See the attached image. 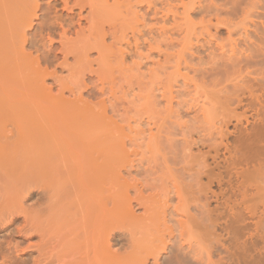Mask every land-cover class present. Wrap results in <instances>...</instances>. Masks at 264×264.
<instances>
[{
  "label": "rangeland",
  "instance_id": "1",
  "mask_svg": "<svg viewBox=\"0 0 264 264\" xmlns=\"http://www.w3.org/2000/svg\"><path fill=\"white\" fill-rule=\"evenodd\" d=\"M7 1L9 16L15 11L19 16L11 17L23 14L32 21L24 28L25 44L23 37L19 43L30 58L36 57L32 45H41L54 10L67 19L71 31L66 48L73 52L63 66L41 65L52 73L43 87L52 96L62 88L66 99L79 91L85 105L94 110L101 106L104 122L114 130L111 138L120 151L116 148L112 160L115 185L110 192L115 204H123L126 219L138 223L117 230L105 245L111 249H106L119 256L132 239L144 251L157 236L198 264H264V88L258 84L264 76V0H77L85 6L71 13L61 0ZM12 22V29H21ZM61 31L58 26L52 37L58 40ZM79 52L89 57L77 64L74 56ZM58 57L61 62L62 55ZM247 63L258 65L249 68ZM89 75L103 81V91L90 97L85 90L92 86ZM66 122L74 131L71 136L83 143L95 136L104 142L110 136L88 122ZM79 156L70 175L76 186L82 178L81 197L75 200L44 191V179L38 178L31 161L16 159L14 170L5 169L7 162L0 156V264H40L43 237L23 228L25 218L70 234L74 217L55 212L46 223L42 210L47 204H98L85 198V186L99 161L81 150ZM150 204L149 216L160 222V232L145 226L144 207ZM9 212H14L11 220L6 218ZM168 236L175 239L167 242ZM161 253L152 264L162 263L169 252ZM152 259L148 256L145 264Z\"/></svg>",
  "mask_w": 264,
  "mask_h": 264
},
{
  "label": "bare ground",
  "instance_id": "2",
  "mask_svg": "<svg viewBox=\"0 0 264 264\" xmlns=\"http://www.w3.org/2000/svg\"><path fill=\"white\" fill-rule=\"evenodd\" d=\"M61 1L64 9L69 11L68 13H71L77 7L82 9L85 6L84 3L77 0ZM113 1L117 2V0ZM7 2V0H0V140L4 139L5 141H9L11 137L14 138L15 136L17 138L15 141L9 142V145L0 144L1 159L7 162L3 165L4 168L9 169L10 167L14 170L15 167H17L16 159L29 160L31 161V164L36 167L35 171L38 178L44 179V191L46 190L50 196L51 193H54V195L56 194L61 198L69 199L72 197L73 199H79L81 197L80 194L82 193V188L80 187L82 178L79 179L78 186L74 185V182L70 179V175L73 171V162L77 165L79 162L80 156L78 157V151L81 150L84 151V153L87 152L92 161H99L98 164L94 165V169H96L95 172L97 173H92L93 175L91 174L92 176L85 186V198L88 197L91 202L93 201L98 204H60L58 206L59 208H57L54 204H47L44 210H42L43 218L46 223L53 218L55 212H63L69 217H74L69 223L70 234L66 235L55 233L48 227V225H42L40 222H34L27 218L23 220L24 229L35 230L43 237V248L40 251V264H145V260L148 259V256L153 257L151 262L152 264L156 263L158 259L163 257L161 252H166L167 250L169 252L168 255L164 257L162 259V263L159 264H198L199 262L192 256L191 258L186 259L183 254L175 252L171 246L167 245L166 240L159 242L156 235V238L148 241L149 244L146 246V250L144 251H138L136 243L132 239L128 242L125 252L123 254H119V256H117L118 254H116L113 249L112 251L114 253L106 249V247H110L111 249V246L105 245H107V243L110 244V240L114 239L118 235L116 234L117 230L119 231L121 228H126L128 225L132 226V224L138 223V221H130V219H126V215L125 213L123 214V208L121 207L123 204H115V201L112 198L111 190L115 185V163L112 160H114V156L117 152L119 153L120 151L119 145H117V143H115V141L111 138V133H113L114 130L110 128L109 123L104 122L105 114L104 111L101 110V106L97 110H94L93 108L85 105L81 98H78L79 94H81L79 91L78 95H75V92L70 91L69 94H72L71 96H73L74 93L76 97L73 99H66L62 95V88L60 89L57 87L56 90L58 94L52 96L53 94H48L45 90L46 88L43 87L44 78L52 75V73L47 71L48 67L46 68V66L42 69L41 65L47 64L52 67L57 65L63 66L66 64V60H68V55L73 52V50L71 52L70 49H68V51L66 48V43L70 41L69 38H65L67 37V31L70 30V24H67L68 22L65 24V20L67 21V19L62 18L59 14L57 15V11L54 10V15H50L52 17V21H49V23L45 25V29H43V32H47L45 35L44 33L41 35V39L39 40L42 42L41 45H32L37 55H35L36 57L34 58H30V54H25V51L23 52V45L25 44L24 28L32 26V21L28 20L27 15L24 16L23 14L22 16L20 15L19 19L17 18L18 20L11 17L14 13L19 16L18 12L15 11L14 13H10L11 16H9L6 11L9 9L4 8V5ZM225 2H228V0H225ZM87 4L90 8H92L91 3ZM36 7H38L37 4L34 8ZM6 8H8V5ZM33 15H35V12H33ZM12 21H17L18 23L16 22L15 24H17V28L21 29L18 30L15 29V27L12 29L11 26L14 25H11V23H14ZM55 21L58 22V25L54 23ZM18 25L22 27H19ZM65 25L68 27L67 29L63 28ZM58 26L61 27L62 31L60 33H56L59 35V39L55 40L52 37V34L55 33ZM75 32L78 31L75 30ZM79 32L81 31L79 30ZM22 37L23 41L20 40ZM20 41L24 44H19ZM56 43H59V46L55 45ZM58 54L62 55L61 59L63 58V60L61 62H58ZM87 56L88 53L79 52V54L74 56V59H76L77 64H79V62L87 61ZM243 60H240V62L243 63ZM85 67L86 66L80 67V69L83 70ZM68 68H70V66ZM252 68L251 70H253ZM81 70H79V73ZM86 70H88L89 73L94 72L90 68H86ZM93 76H95V79H93ZM258 78L261 79L258 81V84L264 88V76L262 75L261 78ZM55 80L56 79H54V81ZM89 81L92 86L85 89L88 96H93L97 92L99 93L103 91V81L100 76L89 75ZM55 82H57V80ZM71 106H74V109H71ZM67 119L68 121L75 122L77 126H83L86 122H88L96 129V132L103 131L110 134V136L106 137V134L104 136L106 137V141L104 142L95 136V138L83 143L79 138L71 136L74 134V131L72 129H68V123L66 122ZM259 122L260 121H258V124ZM8 126H11V129L8 128V130ZM8 134H10V136ZM257 144L256 147H258ZM253 145L255 146V144ZM116 148L118 149L115 154L114 152ZM252 165L251 167H254ZM251 169L253 170V168ZM262 182L264 181L262 180ZM239 183H241V181ZM252 188H254V186ZM105 192H107V194L104 196ZM176 193L178 195V192ZM152 209L153 206L151 204L144 207V213H148V215L144 217L146 218V225L143 220H141L140 223H142L143 227L145 225L148 229H154L155 231L160 232V222L157 220L154 221L155 219H152L149 216L153 211ZM251 209H254V207ZM13 213L14 212H9L6 215V218L10 220L13 219ZM197 213L199 212L197 211ZM255 213L254 216L256 215ZM237 214L239 213L237 212ZM234 218L237 219V217ZM236 221V223H238L240 220L237 219ZM261 227L264 228L262 225ZM204 228L207 229L208 226L205 225ZM258 232L260 233L261 231ZM172 239H175V236H168L167 242ZM263 245L264 244H262V247Z\"/></svg>",
  "mask_w": 264,
  "mask_h": 264
}]
</instances>
